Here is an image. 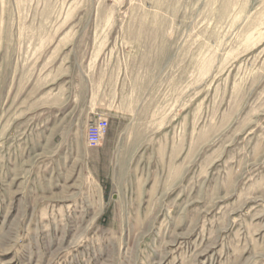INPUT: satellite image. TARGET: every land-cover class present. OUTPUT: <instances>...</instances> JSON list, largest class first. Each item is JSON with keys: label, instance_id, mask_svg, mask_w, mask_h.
I'll use <instances>...</instances> for the list:
<instances>
[{"label": "rangeland", "instance_id": "1", "mask_svg": "<svg viewBox=\"0 0 264 264\" xmlns=\"http://www.w3.org/2000/svg\"><path fill=\"white\" fill-rule=\"evenodd\" d=\"M0 264H264V0H0Z\"/></svg>", "mask_w": 264, "mask_h": 264}, {"label": "crops", "instance_id": "2", "mask_svg": "<svg viewBox=\"0 0 264 264\" xmlns=\"http://www.w3.org/2000/svg\"><path fill=\"white\" fill-rule=\"evenodd\" d=\"M94 114V113H93ZM67 117V115H65V114H62V118L63 119H65ZM93 116H91V118H92ZM90 120V119H89ZM64 122V121H63ZM68 136H66V137H64L62 140H61V142L59 143V148H58V150H59V153L60 154H63L65 151H66V149H67V143H68ZM81 144L82 145H84V146H86V142H85V134L83 135V137L81 138ZM101 148H102V145H99V147H97V148H92L94 151L96 150V151H99V150H101ZM91 149V148H90ZM117 149V148H116ZM116 153L118 152V149L115 151ZM66 153V152H65ZM58 161H57V163H54L55 164V167H56V169L57 170H61L62 171V174H63V171H64V164H63V162L64 161H62L61 159H57ZM57 186H59V192L58 193H60V194H64V193H67V191H68V187H67V185L66 184H64V183H62L61 185L60 184H57ZM69 191H70V189H69ZM62 200L61 201H59L60 203H64L65 201L64 200H67V199H64L63 197L61 198ZM102 201V197L100 196L99 198H98V211L97 212H99L100 213V210H101V202Z\"/></svg>", "mask_w": 264, "mask_h": 264}, {"label": "built area", "instance_id": "3", "mask_svg": "<svg viewBox=\"0 0 264 264\" xmlns=\"http://www.w3.org/2000/svg\"><path fill=\"white\" fill-rule=\"evenodd\" d=\"M108 128V120L106 118H99L97 121H93L87 128L86 138L90 148L97 147Z\"/></svg>", "mask_w": 264, "mask_h": 264}]
</instances>
